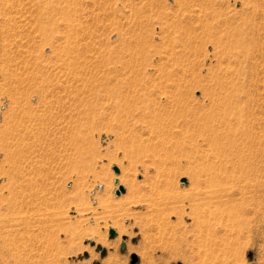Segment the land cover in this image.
I'll return each instance as SVG.
<instances>
[{"label": "rangeland", "instance_id": "rangeland-1", "mask_svg": "<svg viewBox=\"0 0 264 264\" xmlns=\"http://www.w3.org/2000/svg\"><path fill=\"white\" fill-rule=\"evenodd\" d=\"M109 255L264 264V0H0V264Z\"/></svg>", "mask_w": 264, "mask_h": 264}, {"label": "bare ground", "instance_id": "bare-ground-1", "mask_svg": "<svg viewBox=\"0 0 264 264\" xmlns=\"http://www.w3.org/2000/svg\"><path fill=\"white\" fill-rule=\"evenodd\" d=\"M201 14V13H200ZM167 93V92H166ZM228 95V94H227ZM224 100V99H223ZM221 101V100H220ZM169 102V101H168ZM222 102V101H221ZM228 103V102H227ZM224 105V104H223ZM3 106V105H2ZM4 107V106H3ZM2 109V108H1ZM182 109V108H181ZM206 113V112H205ZM215 114V113H214ZM195 115V114H194ZM209 115V114H208ZM205 116V115H204ZM214 116V115H213ZM209 117H210V119H211V116L209 115ZM207 118V117H206ZM215 118V117H214ZM185 120V119H184ZM193 121V122H192ZM205 120L203 119V115L201 114V116H194V119L193 120H187V121H185V123H183V125L185 126V124H187L188 122L189 123H192V125L194 124V127H201V128H203L204 130H206L207 131V133H209V134H207V137H206V139L210 142V143H212V144H214L215 145V150L218 152V153H222L223 152V150L222 149H225L222 145L221 146H219L218 144H219V139L216 137V135H218V134H215V130L210 126V125H207L206 123L207 122H204ZM204 123V124H203ZM187 125H189V124H187ZM182 126V125H181ZM184 128H187V127H184ZM188 128H189V126H188ZM182 129H183V127H182ZM209 129V130H208ZM192 130V129H191ZM196 130V129H195ZM185 131H186V129H185ZM193 134V133H192ZM235 157H237L238 159L236 160V161H230L229 163L231 164V166H232V168L233 169H236V168H238V169H242V168H244L245 166H248L247 165V161L246 160H244V161H242V159H241V152H239L238 154H237V156H235ZM227 169V168H226ZM125 175V174H124ZM121 176H123V174L121 175ZM121 176H119V183H118V180L117 179H115L116 180V182H115V184H119L120 186H121V184L122 183H124L125 182V180H127V179H130V178H127V179H124L123 177H121ZM125 184H127V183H125ZM218 185V186H214V185ZM131 185V186H130ZM128 186H130V187H133V188H135L136 186H138L137 185V183H136V181L134 182V181H132L130 184H129V182H128ZM127 186V187H128ZM231 186H232V180L231 179H228V180H224V181H219V180H214L213 181V183L209 186V188L208 189H206L204 192H201V194L203 195V197L205 198V197H209V198H215V196H222V195H230V192H231ZM129 187V188H130ZM132 188V189H133ZM132 189H130V190H132ZM136 190V189H135ZM134 190V191H135ZM202 191V190H201ZM130 192V191H129ZM133 192V191H132ZM197 195H198V193H197ZM200 195V194H199ZM198 195V196H199ZM170 197V196H169ZM168 197V198H169ZM196 197V196H195ZM165 198V197H164ZM167 198V197H166ZM220 198V197H219ZM227 200V202H228V205H224V207L223 208H214V210H208L207 211V213H208V215L209 216H214L216 213H221V214H224L225 216H234V213H236L237 212V207H235V206H232L233 205V203L230 201L231 199H226ZM140 201V200H139ZM139 201H137V202H139ZM165 202H166V199L164 200ZM169 201V200H168ZM156 202V201H155ZM171 202H172V200H171ZM170 202V203H171ZM188 202H190V201H188ZM192 202V201H191ZM190 202V203H191ZM161 203V202H160ZM169 203V202H168ZM173 203V202H172ZM176 203V202H175ZM184 202H182V204H183ZM190 203H186L185 205H188V207H189V209H190V211L187 213L188 215H190V217L191 216H193V217H191V218H194V221L195 220H198V219H200V217L199 216H197V213H195L196 211H194L193 212V206L194 205H192V203L190 204ZM196 202H194V204H195ZM231 203H232V205H231ZM157 204H159V203H157ZM166 204H167V202H166ZM197 204V203H196ZM148 205V204H147ZM155 205V204H154ZM164 205H165V203H164ZM169 205V204H168ZM173 205H174V203H173ZM185 205H182V208H181V210H177V212H176V209H178V208H176L175 210L174 209H172V208H174L173 206H172V208L171 207H168V208H170V209H172V211H175L176 213H177V216H178V218H183L184 216H185V213H186V210H185V208H187ZM162 206V205H161ZM181 206V205H180ZM148 207V206H147ZM151 207V206H150ZM153 208V207H152ZM162 208V207H161ZM154 209V208H153ZM167 210V209H166ZM165 210V211H166ZM169 210V209H168ZM167 213V212H166ZM172 213V212H171ZM193 213H195L194 215H193ZM174 214V213H173ZM112 229V228H111ZM113 230V229H112ZM114 231V230H113ZM115 232V231H114ZM95 237V234H91V238H94ZM96 240H95V242H100L101 244H102V246H108V245H112V244H115V243H117L118 242V240H115L114 242H109V241H107L106 240V238H105V236H103V235H100V234H98L97 233V236H96V238H95ZM116 245V244H115ZM103 264H115V261L112 259V257L109 255V257H107V258H105L104 260H103Z\"/></svg>", "mask_w": 264, "mask_h": 264}, {"label": "water", "instance_id": "water-1", "mask_svg": "<svg viewBox=\"0 0 264 264\" xmlns=\"http://www.w3.org/2000/svg\"><path fill=\"white\" fill-rule=\"evenodd\" d=\"M113 170L116 172L117 171V168L114 166L113 167ZM181 183H183V182H185V179L184 178H181L180 180H179ZM114 182H116V180H114ZM122 191V186H120V185H118L117 186V188L116 189H114V194L115 195H117L119 192H121ZM113 230L112 229H109V231H108V233H109V236L111 237V236H113ZM102 251V250H101Z\"/></svg>", "mask_w": 264, "mask_h": 264}]
</instances>
